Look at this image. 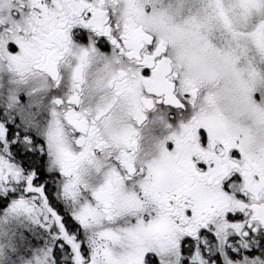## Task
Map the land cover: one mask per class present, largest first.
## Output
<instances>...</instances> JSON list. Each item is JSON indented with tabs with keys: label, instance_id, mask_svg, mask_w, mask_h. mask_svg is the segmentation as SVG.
Segmentation results:
<instances>
[{
	"label": "snow or ice",
	"instance_id": "snow-or-ice-1",
	"mask_svg": "<svg viewBox=\"0 0 264 264\" xmlns=\"http://www.w3.org/2000/svg\"><path fill=\"white\" fill-rule=\"evenodd\" d=\"M257 157L264 0H0V264H264Z\"/></svg>",
	"mask_w": 264,
	"mask_h": 264
},
{
	"label": "flooded vegetation",
	"instance_id": "flooded-vegetation-1",
	"mask_svg": "<svg viewBox=\"0 0 264 264\" xmlns=\"http://www.w3.org/2000/svg\"><path fill=\"white\" fill-rule=\"evenodd\" d=\"M157 135H163L162 132L157 130ZM195 130L189 129L183 142V149L184 153L187 157V163L181 161L179 163L175 161H168L165 162L161 167V175L165 178V180L172 179V180H181L186 175V170L191 166V157L193 155L203 156L200 150L196 147L195 141ZM207 158H211L210 154ZM251 164L254 168L259 169L260 167H264V159L256 158L251 161ZM201 196L203 198H207L209 196V192L201 186Z\"/></svg>",
	"mask_w": 264,
	"mask_h": 264
}]
</instances>
